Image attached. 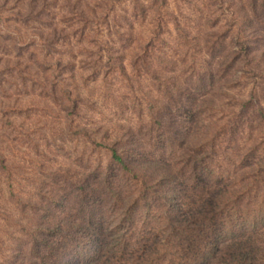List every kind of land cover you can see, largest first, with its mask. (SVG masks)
<instances>
[{
    "label": "clouds",
    "instance_id": "obj_1",
    "mask_svg": "<svg viewBox=\"0 0 264 264\" xmlns=\"http://www.w3.org/2000/svg\"><path fill=\"white\" fill-rule=\"evenodd\" d=\"M0 264H264V0H0Z\"/></svg>",
    "mask_w": 264,
    "mask_h": 264
},
{
    "label": "trees",
    "instance_id": "obj_2",
    "mask_svg": "<svg viewBox=\"0 0 264 264\" xmlns=\"http://www.w3.org/2000/svg\"><path fill=\"white\" fill-rule=\"evenodd\" d=\"M137 195L139 196V195H142V193H137Z\"/></svg>",
    "mask_w": 264,
    "mask_h": 264
}]
</instances>
